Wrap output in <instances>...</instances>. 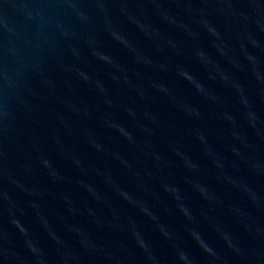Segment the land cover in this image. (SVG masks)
<instances>
[{"label":"water","instance_id":"95a60500","mask_svg":"<svg viewBox=\"0 0 264 264\" xmlns=\"http://www.w3.org/2000/svg\"><path fill=\"white\" fill-rule=\"evenodd\" d=\"M37 2L40 0H0V99L9 94L2 78L5 74L36 93L34 98L21 89L33 112H18L15 146L0 137V150L5 153L0 158V247L15 246L31 264L24 236L11 223L16 219L44 250L48 264H64L65 260L68 264H116L117 260L121 264H144L143 254L130 235L131 221L164 264H170L171 242L161 235L158 223L179 238L197 264L208 261L189 235L188 229L193 227L228 264H240L216 227L248 243L247 233L230 206L264 225V211L252 203L247 193L224 179L227 176L246 184L264 200V175L245 162L252 157L264 161V139L244 117L250 109L258 118V128L264 130V85L252 77V65L246 58L257 57L264 74V30L254 22L247 25L260 48L242 39L244 29L240 21L227 14V4L232 3L237 11L250 9L243 0H99L105 7L91 9L92 25L81 26L65 19L75 36L64 40L56 34L55 42L43 44L36 39L35 26L21 11L23 5ZM78 2L92 5L96 0ZM105 19L112 20L132 45L131 51L108 34ZM201 19H207L220 32L221 40L215 43L226 45L227 55L214 46L213 37L199 23ZM25 39L40 43V50L26 44ZM89 39L114 63L106 64L93 55ZM10 41L15 42L17 55L9 51ZM197 48L211 60L208 68L193 56ZM229 58L241 67L234 68ZM36 65H42L52 90L43 85ZM176 65L220 96L221 103L197 94L188 81L177 75ZM79 72L90 78L87 83ZM221 73L240 83L249 109L234 89L221 82ZM97 80L106 89L104 93L97 90ZM160 83L169 88V94L153 87ZM68 103L79 111H71ZM193 107L200 110L199 117L185 114ZM224 112L234 117L235 130L246 138L247 146L233 139L231 126L223 120ZM111 124L123 126L132 141ZM197 133L205 136V142L198 139ZM92 141L100 144L101 150L92 147ZM233 146L240 149L243 159L233 154ZM174 149L196 163L198 170L192 172L185 167ZM209 150L212 156L207 154ZM41 155L62 179L54 182L50 178L48 169L38 160ZM73 158L80 164L73 163ZM193 181L206 184L215 194V201H205L194 192ZM165 183L180 189L195 224L164 191ZM121 190L138 203H145L157 220L127 203L119 194ZM77 227L107 248L115 260L110 262L83 248L80 237L70 231ZM49 231L66 247L57 245ZM67 254L78 259L72 260Z\"/></svg>","mask_w":264,"mask_h":264},{"label":"clouds","instance_id":"9594fccd","mask_svg":"<svg viewBox=\"0 0 264 264\" xmlns=\"http://www.w3.org/2000/svg\"><path fill=\"white\" fill-rule=\"evenodd\" d=\"M244 4L250 11H237L232 3L227 4V14L238 21L241 22V27L244 29L240 36L242 39H246L252 46L260 48L261 44L258 40L255 39L254 35L248 30L247 25L251 22H254L255 25L264 30V0H243ZM105 7L104 4L100 3L99 0L92 5L79 3L78 0H40V2L34 4H25L22 6V14L25 19L31 22L36 28V39L37 41H42L43 44H51L56 40V34L64 40H68L75 36V33L69 29L64 23L65 19H73L78 22L81 26H90L93 23V13L92 8L103 10ZM203 15V14H202ZM199 23L205 28V30L213 37L214 46L224 55H227L225 51L226 45L222 43H215V41L221 40L220 32L212 27L207 19H201ZM143 28L142 24L138 25ZM10 31L13 36H17V33L12 29H7ZM104 28L113 39L117 40L119 43L123 44L130 51L132 50V45L128 40L115 28L111 19L104 20ZM145 35H150L145 31ZM189 35L196 36L197 34L189 32ZM24 42L33 47H36L37 50H40V43H33L31 40L25 39ZM92 47V54L97 56L100 60L106 64L114 63L113 58L107 56L103 53H100L96 47L95 42L91 39L87 41ZM12 47L9 51L14 55L18 54V48L14 41H10ZM193 56L195 59L200 61L205 68H208L211 64V60L206 59V53L202 49H195L193 51ZM247 60L252 65L251 75L258 84L264 85V74L260 71V62L257 57L248 55ZM234 68L239 69L241 65L238 61L229 58ZM37 71L40 73L41 81L45 87L49 90L53 89L52 83L44 77L42 65H36ZM177 75L182 79L188 81L189 84L193 86L196 90V93L203 97L205 100L212 101L215 104L221 103V97L216 95L213 92H210L205 88V86L197 80L191 73L184 69L181 65H176ZM78 75L83 79L85 83L89 81V77L83 73L79 72ZM3 80L5 87L9 90V94L6 98L0 99V137H3L9 141L13 146L16 144L17 136V124H18V112L23 111L25 114H30L33 112V107L29 101L21 94V89L24 92L36 97V93L32 91L25 85L17 83L15 80L11 79L6 74L3 75ZM215 78V77H213ZM221 82L229 87L234 89L239 97L240 102L245 106L246 109H249L248 100L245 97L244 90L241 87L238 81L233 80L228 75L221 73L220 74ZM96 84L97 90L101 93H104L106 89L102 86L99 80L94 82ZM158 91L169 94L170 90L164 84H154ZM106 103L111 104V101H106ZM69 109L73 112H78L79 109L75 107L74 104L68 103ZM129 114H132V110L128 109ZM185 114L189 117H199L201 115L198 108H191L185 110ZM245 119L248 121L249 126L257 130V135L264 139V130L258 128V118L256 114L250 109L244 113ZM223 120L231 126V136L234 140L240 141L242 144L247 146V140L245 137L240 136L239 132L235 130L236 121L234 117L228 113H223ZM63 123V120H61ZM110 127L115 128L121 135H123L130 142L132 141L131 134L121 125L111 124ZM198 139L202 142H205V136L202 133H197ZM92 147L101 150V145L92 141ZM35 146V145H34ZM176 154L181 157L185 162V167L190 171L196 172L198 170V165L190 161V159L184 155L179 149H174ZM231 151L234 155L241 157L243 159L242 153L239 148L233 146ZM209 156H212V152L209 150L207 153ZM5 153L0 150V158H3ZM40 164L43 165L45 169H48V175L55 182L62 179L60 174L53 168L51 162L41 156H38ZM248 166L258 174L264 175V161L260 160L257 157L249 158L245 161ZM73 163L76 165L80 164V161L73 158ZM217 166H219L218 162ZM224 179L227 180L229 184H232L235 187L240 188L242 191L247 193L248 198L252 201L253 204L257 206L259 210L264 211V200H262L251 188L246 184H242L238 181L233 180L231 177L225 176ZM89 192H92L95 195L94 190L90 186H86ZM164 191L167 192L175 201H177V207L181 213L193 224L196 223V219L192 214V211L187 207L183 202L184 198L181 195V191L177 186H170L165 183L163 185ZM193 191L199 194V196L205 201H215V194L211 189L199 181L192 182ZM31 194V193H30ZM130 205L136 206L144 214L149 216L153 220H157V217L153 215L151 210L146 206L145 203H138L137 200L130 194L123 190L119 193ZM98 198V197H97ZM33 207H37L36 204H33ZM233 212L236 218L240 221L243 228L245 229L248 237V243H245L239 239L235 234L227 230H221L219 227H216V231L219 233L220 238L225 242L227 248L233 253L234 257L240 262V264H264V225L255 223L250 220L245 212H243L238 207H231L229 209ZM43 219V218H42ZM99 223V221H96ZM11 223L19 230V232L24 236V244L26 246L27 252L31 256V264H48L44 250L39 247L29 236L27 230L20 224L16 219H12ZM44 225L47 227V221L44 220ZM130 235L135 244V246L140 250L144 257V264H164L160 256L152 248L151 245L143 238L140 230L133 222H129ZM161 235L168 239L170 243V253L169 260L170 264H197L196 258L178 242V237L168 231V229L162 225L157 224ZM70 231H75L77 236L80 237V245L88 250L90 253H99L103 258L108 261L115 260V257L102 245H98L90 236L85 235L84 230L77 227L75 229H70ZM191 239L195 242L196 246L201 250L204 256L207 258L208 264H228V261L224 260L219 252L210 245L201 233L196 228L188 229ZM49 235L57 245L65 246V242L57 236L54 232L49 231ZM70 256L72 260L78 259L75 256ZM0 264H28V261L25 257L16 250L15 246H9L7 248L0 247ZM64 264H68V261L65 260ZM116 264H121L120 261H116Z\"/></svg>","mask_w":264,"mask_h":264}]
</instances>
